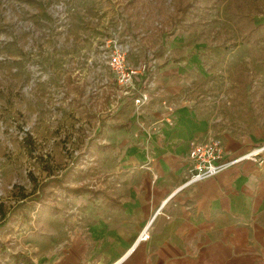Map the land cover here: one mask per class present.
<instances>
[{"label": "rangeland", "instance_id": "obj_1", "mask_svg": "<svg viewBox=\"0 0 264 264\" xmlns=\"http://www.w3.org/2000/svg\"><path fill=\"white\" fill-rule=\"evenodd\" d=\"M182 2L191 4L193 25L179 33L172 16ZM237 3L252 22H264V0H0V204L10 218L9 228H0L6 247L0 264H15L13 255L29 236L38 240L48 229L46 220L33 222L35 182L71 166L75 172L65 185L96 181V174L86 175L99 167L92 148L104 139L95 134L100 120L110 121L121 92L114 58L130 67L147 64L160 45L162 56L150 69L181 64L196 77L191 83L206 103L222 96L224 79L237 71L251 82L264 71V39L255 47L241 40ZM251 82L239 99L247 112L251 98L256 101ZM258 95L263 103L264 93ZM27 133L32 155L23 144ZM21 193L27 197L18 200ZM58 202L66 209L67 201ZM53 225L58 228L57 221Z\"/></svg>", "mask_w": 264, "mask_h": 264}, {"label": "crops", "instance_id": "obj_2", "mask_svg": "<svg viewBox=\"0 0 264 264\" xmlns=\"http://www.w3.org/2000/svg\"><path fill=\"white\" fill-rule=\"evenodd\" d=\"M157 71L156 85L164 88L167 102L175 103L172 114L158 96L134 117L130 100L116 120L121 128L110 129L112 119L105 123L107 135L97 142L105 147L93 150L99 167L90 169L96 181L69 185L82 190L60 199L67 201L66 209L58 202V213L43 218L48 229L42 238L30 235L24 250L16 251L29 262L264 264V151L261 164L242 160L181 187L192 145L217 138L225 159L264 145V102L258 95L264 93V71H257L252 82L237 71L236 77L224 79L222 96L212 103L200 96L191 83L196 77L181 64ZM249 82L256 101L251 98L247 112L248 104L239 99ZM169 114L171 123L165 120ZM149 220V238L136 241Z\"/></svg>", "mask_w": 264, "mask_h": 264}, {"label": "built area", "instance_id": "obj_3", "mask_svg": "<svg viewBox=\"0 0 264 264\" xmlns=\"http://www.w3.org/2000/svg\"><path fill=\"white\" fill-rule=\"evenodd\" d=\"M148 58L150 59L147 64L143 62L135 67L126 66L122 57L114 58V61L111 63V65L117 85L121 88L119 100L122 96L133 94V97L131 98L132 112L133 115L139 116L142 113L144 107L150 101L155 99V97L160 96L162 97L161 104L164 106V108H166L168 112L171 113L173 111L175 103L173 101H166V99L164 98V88L162 86L156 85L155 83V74L144 83L136 81L138 76L139 79L142 80V76L145 75V71L147 68L153 71V68L155 66L150 69V65L151 63H155L157 58L152 56V53ZM119 100L116 101V105L118 104ZM171 114L165 117V120L168 123L172 122ZM263 151L264 145L250 149L236 157L225 159L223 155L224 153L222 144L217 138H208L202 142L194 144L188 151L187 156L189 165L181 187H185L195 182L216 176L220 172L242 160H251L258 164H261L263 162ZM161 206L158 207L156 212L160 211ZM150 224L151 220L145 223L138 236L136 237V241H144L149 238ZM14 263L33 264L32 262L28 261H20L17 263L14 261Z\"/></svg>", "mask_w": 264, "mask_h": 264}, {"label": "trees", "instance_id": "obj_4", "mask_svg": "<svg viewBox=\"0 0 264 264\" xmlns=\"http://www.w3.org/2000/svg\"><path fill=\"white\" fill-rule=\"evenodd\" d=\"M234 2H237L238 0H233ZM191 4L187 2H182L180 5L176 7L174 10V14L172 16V19L175 20L176 25L178 27L179 33H182L184 31H187L193 24L189 21V15L190 13ZM237 22H240L239 28L241 30V40L250 45V46H257L260 41L264 39V22L255 24L252 19L248 15V13L242 12L241 8L239 7L237 3V9L235 10V15ZM162 47L158 45L156 48L152 50V56L155 58H158L162 55ZM159 68V66H157ZM156 67V69H157ZM155 69V70H156ZM154 71L149 70L148 68L145 71L146 79L149 80L153 76ZM245 82L240 81L239 86L245 87ZM133 97L132 95H125L122 96L118 102V104L115 106V108L112 111V117H110L113 121V123L108 124V127L110 129H118L122 127L121 122H117L116 120L119 119L127 110L130 104V100ZM124 100V101H123ZM105 126V120H100V128L96 132V136L100 139L104 138L106 135L103 127ZM23 144L25 149L29 154L32 155V151L35 149L34 141L32 139V136L27 133L26 136L23 138ZM94 149H103L105 146L103 144L95 143L93 145ZM92 150V151H93ZM41 161V157L39 158ZM44 169H46L48 174H51L52 167L51 166H45ZM91 169V168H90ZM86 169V175L91 174V170ZM75 172L73 166H71L67 172H62L60 175H54L53 177H49L47 179L42 180L39 183H34V190L31 192V196L33 197V200L38 203V209L36 216L34 218V221L38 223L39 221H42L44 217L50 214H56L59 211V208L57 206L58 201L61 199H66L70 195H74L79 193V191L82 190L80 187H71L68 185H65V180L68 176H71ZM55 188L57 190H55ZM58 190L62 191V194L57 192ZM27 196L22 194L20 195L18 200H23ZM7 212L3 208V205L0 204V228L8 226L9 228V220L10 218L6 216ZM10 216V215H9ZM9 222V224H8ZM8 224V225H7ZM7 228V229H8ZM4 244L0 242V249H3ZM14 261L20 262V261H28L27 257L22 255L19 252L14 253Z\"/></svg>", "mask_w": 264, "mask_h": 264}]
</instances>
